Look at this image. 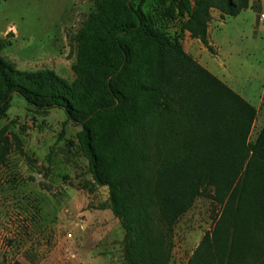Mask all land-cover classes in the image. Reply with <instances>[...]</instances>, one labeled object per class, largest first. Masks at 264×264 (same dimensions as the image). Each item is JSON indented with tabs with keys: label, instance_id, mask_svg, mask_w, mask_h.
<instances>
[{
	"label": "trees",
	"instance_id": "obj_1",
	"mask_svg": "<svg viewBox=\"0 0 264 264\" xmlns=\"http://www.w3.org/2000/svg\"><path fill=\"white\" fill-rule=\"evenodd\" d=\"M93 1L69 36L73 81L0 56V120L16 94L34 112L61 109L77 127L92 181L107 188L123 230V264H169L173 226L199 197L217 212L185 264H264V126L249 141L255 107L157 27L145 0ZM247 7L170 0L164 17H182L181 31L212 52L211 10L236 16ZM11 147L0 129V165Z\"/></svg>",
	"mask_w": 264,
	"mask_h": 264
},
{
	"label": "rangeland",
	"instance_id": "obj_2",
	"mask_svg": "<svg viewBox=\"0 0 264 264\" xmlns=\"http://www.w3.org/2000/svg\"><path fill=\"white\" fill-rule=\"evenodd\" d=\"M169 2L145 0L142 8L255 107L252 142L264 126V0H248L236 16L212 9L207 27L212 52L196 41L184 46L183 18L164 17ZM94 8L93 0H0V37L12 32L0 56L18 69L49 68L73 81L76 49L69 36ZM2 128L12 147L0 165V264H123V230L109 209L107 188L92 181L77 127L65 121L63 111L34 112L13 94ZM216 212L210 200L196 199L173 226L169 264H185Z\"/></svg>",
	"mask_w": 264,
	"mask_h": 264
},
{
	"label": "crops",
	"instance_id": "obj_3",
	"mask_svg": "<svg viewBox=\"0 0 264 264\" xmlns=\"http://www.w3.org/2000/svg\"><path fill=\"white\" fill-rule=\"evenodd\" d=\"M183 38H184V40H183V42H184V46H185V44L188 46V42L189 43H192L193 41H196L197 43H200V41L198 40V39H195V38H192L190 35H189V33H188V31H186V30H184L183 31ZM195 42V43H196ZM201 44V43H200ZM202 45V44H201ZM185 49V51H190V52H188V53H191V52H193V51H191V50H188L186 47H184Z\"/></svg>",
	"mask_w": 264,
	"mask_h": 264
},
{
	"label": "built area",
	"instance_id": "obj_4",
	"mask_svg": "<svg viewBox=\"0 0 264 264\" xmlns=\"http://www.w3.org/2000/svg\"><path fill=\"white\" fill-rule=\"evenodd\" d=\"M260 19H261V20H263V19H264V13H261V14H260ZM67 235H68V236H70L71 234H70V233H68Z\"/></svg>",
	"mask_w": 264,
	"mask_h": 264
}]
</instances>
